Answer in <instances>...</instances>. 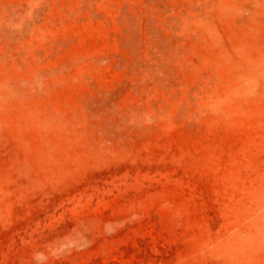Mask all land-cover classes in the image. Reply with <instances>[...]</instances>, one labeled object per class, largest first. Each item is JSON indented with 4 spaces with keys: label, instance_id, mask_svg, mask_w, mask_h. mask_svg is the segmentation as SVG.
<instances>
[{
    "label": "rangeland",
    "instance_id": "1",
    "mask_svg": "<svg viewBox=\"0 0 264 264\" xmlns=\"http://www.w3.org/2000/svg\"><path fill=\"white\" fill-rule=\"evenodd\" d=\"M0 264H264V0H0Z\"/></svg>",
    "mask_w": 264,
    "mask_h": 264
}]
</instances>
